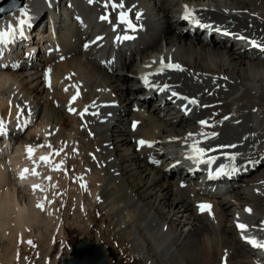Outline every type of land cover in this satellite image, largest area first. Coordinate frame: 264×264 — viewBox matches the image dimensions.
<instances>
[{
    "label": "bare ground",
    "instance_id": "6f19581e",
    "mask_svg": "<svg viewBox=\"0 0 264 264\" xmlns=\"http://www.w3.org/2000/svg\"><path fill=\"white\" fill-rule=\"evenodd\" d=\"M56 1L23 0L20 8L30 16ZM67 1L73 4L71 20L56 19L53 33L39 34L33 28L42 17L34 12L24 38L11 43L20 49L12 51L14 63H0V119L16 147L11 155L0 140V241H27L38 225L58 224L64 195L76 199L83 213L100 211L117 249L141 264H258L243 237L264 241V0H123L125 8L117 10L105 7L108 0ZM185 6L211 25L207 35L186 27ZM127 9L136 31L117 22ZM18 18L19 8L13 9L0 18V28ZM125 34L134 39H116ZM162 63L184 70L160 71ZM155 84L168 86L163 106L140 98ZM173 91L198 103L189 104L191 111L175 108L176 101H188ZM82 129L93 134L97 149L81 170L70 152ZM140 140L153 146H140ZM195 141L214 149L203 159L216 157L218 164L239 169L232 173L238 181L223 196L197 187L195 160L177 171ZM47 144L52 148L35 147ZM29 145L35 147L31 159ZM57 150L51 164L40 161ZM61 161L60 170H53ZM33 168L39 175L31 174ZM24 169L29 172L21 178ZM200 204L211 205L210 212H201Z\"/></svg>",
    "mask_w": 264,
    "mask_h": 264
},
{
    "label": "rangeland",
    "instance_id": "374dc122",
    "mask_svg": "<svg viewBox=\"0 0 264 264\" xmlns=\"http://www.w3.org/2000/svg\"><path fill=\"white\" fill-rule=\"evenodd\" d=\"M1 4L2 3H0V5ZM9 7H11V5H7L4 8L6 10ZM82 130L70 152L74 162H81V170L83 168L85 169V167L94 161L92 156L95 155L94 152L97 149V140L93 137V134L89 130ZM92 138H94V141ZM85 147H87V149H85ZM81 152L83 154H81ZM90 153L92 154L89 155ZM80 172H77V174L73 173V176L69 181L70 184L82 175L83 171ZM77 203L78 201L76 199L72 200V198L63 195V208H61V213L54 218L55 222L59 221L60 224L58 222V224L47 227L48 229L38 225V228H40L37 231L35 230L34 234L31 236L32 238L28 237L29 240L26 239L27 241L16 239V242L19 240L17 242L18 244L15 241V243L6 240L0 241V264H59L62 257L70 256L72 247L80 239L102 246L107 253L111 264H141L137 259L128 256L123 251L117 249L116 243L112 238V231L107 230L108 227L105 223V218L100 211L93 212L92 210H85L83 213V208ZM59 225H62L63 227H59ZM38 231L40 235L38 234ZM36 234L39 236L37 237ZM26 236H29V234L27 233ZM28 241H31L32 244L30 245ZM22 242L26 243L23 245ZM108 248H110L113 257L108 255Z\"/></svg>",
    "mask_w": 264,
    "mask_h": 264
},
{
    "label": "snow or ice",
    "instance_id": "6c2138e0",
    "mask_svg": "<svg viewBox=\"0 0 264 264\" xmlns=\"http://www.w3.org/2000/svg\"><path fill=\"white\" fill-rule=\"evenodd\" d=\"M93 0H89V3H92ZM111 4V7L113 8V10H117V9H124L125 5L123 3V0H120L119 3H116L115 0H108V3L105 4V7H108V4ZM11 7L15 8L16 5L14 3H12ZM5 8L4 7H0V13L4 12ZM194 11L195 10H190L187 8V6H185V14H184V19H192L194 23L199 24V20L195 19L194 17ZM19 12H20V17L17 19V23L16 25H12L9 24L5 29H0V45H2L4 48H6L8 45H10L11 43H14L16 39L18 38H24L25 36V30L27 27H31L30 24V20L31 17L28 14V11L26 9V7L24 8H19ZM131 12V9H127V10H123V11H119L118 15H117V22L119 24H124L126 25V27L128 29H131L132 31H136V25L132 22V20L129 18V13ZM141 13L137 12L136 13V19L139 20L141 18ZM101 20H106L108 21L109 18L108 16H102L100 18ZM111 23V21H109ZM208 27V26H205ZM113 30L115 31V26L113 27ZM217 31H219V29H216ZM239 39H246L245 37L241 36L238 37ZM118 41H122V40H131L134 39L133 36L131 35H123V36H117L116 38ZM251 43L254 46H260L257 44L256 41H251ZM87 47V46H86ZM0 54H2V51H0ZM165 68L167 69H173V70H178V71H183L184 69L179 65V64H173V63H167V64H163L162 63V67L160 71H163ZM50 71V70H49ZM144 83L147 85L149 84L148 81V77L145 76L143 77ZM168 88L167 85H165L163 88H161V91H164ZM65 91H67V88L65 89ZM79 96V92L76 93V95L72 96L70 104L72 102H74ZM172 96L177 97L178 99H183V100H187L189 104H197L198 102L195 99H189L188 97H182L180 96L177 92L173 91L172 92ZM87 107L84 109V112L80 113L81 117H83V115L87 112ZM69 112H75V109L69 107L68 108ZM93 115H95V113H93ZM225 119H228V117H225ZM202 126L207 125V121H200L199 122ZM27 122H25V126H26ZM133 127H135V125H133ZM6 134V125L4 124V121L2 119H0V135H4ZM212 137H215L217 134L216 133H212L211 134ZM193 136L192 133H189V137ZM138 144L140 146H147V147H152L153 143L152 142H148V141H144V140H140L138 141ZM200 142L199 141H195L190 147H191V155L188 156V159H193L198 163H214L215 160L217 159L216 157H211L209 158L207 161H205L203 159V157L206 155V153L208 151H214V149H205L203 147L199 146ZM35 147H47L49 149L52 148L51 144H47V145H37ZM35 147L34 146H27L26 147V151L28 154L29 159L32 158V156L34 155L35 152ZM224 147H235V145H228V146H224ZM60 152L59 150L54 151L49 153L48 155L45 156H41L39 159L41 162H43L44 164H51V159L50 157L52 155H59ZM227 159L229 161H235L236 160V155H229L227 156ZM154 163L156 161H153ZM63 161L60 162L59 165H55L53 170H60V167L62 166ZM239 171V169L237 167H235L233 164H221L219 166V168L216 170L215 172V176H221V175H230L233 172H237ZM29 170L28 169H24L23 172L21 173V178H24V174L28 173ZM31 174L32 175H39V173L36 172L35 168H33L31 170ZM212 178V177H210ZM48 179H51L50 177ZM83 186V185H82ZM34 189L40 188L39 185H34L33 186ZM37 207H40L41 209H43V204H38ZM199 209L201 212L208 210L210 212L211 209V205L209 204H200L198 205ZM246 212L251 213V209L247 208L245 209ZM237 228L243 233V232H247L248 230V226L243 224V223H238L237 224ZM262 231H264V227L261 228ZM248 243H250L253 247L257 248V249H264V241H258L256 239H249L248 237H243ZM28 243L31 245L32 242L28 241Z\"/></svg>",
    "mask_w": 264,
    "mask_h": 264
},
{
    "label": "water",
    "instance_id": "95a60500",
    "mask_svg": "<svg viewBox=\"0 0 264 264\" xmlns=\"http://www.w3.org/2000/svg\"><path fill=\"white\" fill-rule=\"evenodd\" d=\"M16 1V8L23 5V0ZM108 255L113 257L110 248L107 249ZM59 264H111L104 248L98 244L90 243L80 239L73 247L70 257H62Z\"/></svg>",
    "mask_w": 264,
    "mask_h": 264
}]
</instances>
